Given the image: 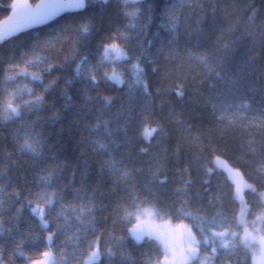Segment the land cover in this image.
<instances>
[{
	"label": "snow or ice",
	"instance_id": "1",
	"mask_svg": "<svg viewBox=\"0 0 264 264\" xmlns=\"http://www.w3.org/2000/svg\"><path fill=\"white\" fill-rule=\"evenodd\" d=\"M4 7L0 46L12 44L18 55L0 61V127L10 131L14 149L2 154L6 164L0 171V264H103L118 253V264H264V191L257 192L249 182L254 176L250 165L259 162L264 187V110L252 118L239 115L234 98L245 82L224 68L229 62L228 44L217 41L218 54L193 34L191 46L175 51V33L185 9L204 11L202 4L11 0ZM247 7L252 22L259 10ZM105 16L107 28L97 23ZM112 17L118 23L112 24ZM165 53L166 58L186 57L218 79H224L221 72H225L232 85L211 106L210 122L216 127L207 129L209 134H196L169 102L168 123L195 144V153L179 144L175 153L187 152L197 170L203 171L204 194L189 193L185 187L162 198L159 186L168 184L163 166L153 165L145 176L136 155L151 154L153 142L170 140L173 129L154 119L150 103L126 105L122 96L101 91L105 85L150 102L151 75L159 73L157 57ZM165 79L168 86L156 92L175 96L182 107L186 79L167 75ZM74 97L83 104L74 103ZM118 100L120 109L112 113ZM45 112L51 115L42 117ZM64 114L72 116L69 129H75L78 145L87 149L80 152L84 159L71 166L60 159L63 127L46 131L54 129ZM245 122L258 125L260 143L243 127ZM237 127L248 135L247 144H230L218 134ZM133 145L138 146L136 155ZM13 156L29 157V167L22 169ZM90 158L99 161L97 168L90 166ZM183 171L191 175L188 167ZM93 175L113 187L103 191L100 184L91 183ZM213 176L222 178L215 188ZM251 194L258 199H250ZM133 241L138 259L126 251Z\"/></svg>",
	"mask_w": 264,
	"mask_h": 264
},
{
	"label": "trees",
	"instance_id": "2",
	"mask_svg": "<svg viewBox=\"0 0 264 264\" xmlns=\"http://www.w3.org/2000/svg\"><path fill=\"white\" fill-rule=\"evenodd\" d=\"M31 2L36 3L38 0H31ZM196 2L202 4L205 10L200 11L198 8L195 10L191 8L185 9V18L179 30L175 33V51L182 50L186 45L191 46L190 41L193 39V34L200 37L205 47L216 51L218 54H220L221 49L217 47V41L220 42L221 46L228 44L230 56L229 62L224 65V68L232 77L242 76L245 82V87L234 98V103L241 109L239 115H247L249 118L255 117L260 111L264 110V0H196ZM10 3L11 0H0V20L7 15L4 6ZM250 4L259 10L255 20L252 22L249 21L251 13L247 7ZM97 23L102 24L105 28L110 26L107 16H105L103 22L97 20ZM111 23H118V18L112 17ZM148 39H152V37L149 36ZM13 55H18V51L15 50L12 44L0 46V61ZM166 57L167 53H165V56L157 57L160 71L151 75L153 95L150 102L136 97L129 98L126 93H116L109 90L105 85H102L101 91L102 94L112 97L122 96L126 105L138 106L142 103H150V106L154 109V119L159 120L165 127L173 129V135L170 140L160 143L153 142L151 154L149 155H136L138 146L133 145L131 148L133 154L136 155L137 166L143 169L145 176L148 175V170L153 165L159 163L163 166L164 172L168 176V184L159 186V195L162 198L167 197L175 188L185 187H187L189 193L199 191L204 194L205 186L202 181L207 179V177L203 171L197 170L198 166L190 161L187 152L175 153L177 144L181 148L191 149L195 153V144L192 140L181 137L174 126L168 123L169 102L176 106L178 112H182V118L186 121V126H191L198 135L209 134L206 130L216 127L214 122H210L211 106L217 103L219 98L227 95L232 85L229 76L225 75V72H221L224 79H218L214 74H208L202 67L191 65L186 57L176 56L174 59ZM166 75L177 80L186 79L188 89L182 107L175 96L156 92V89H164L168 86V80L165 79ZM90 95L95 96L96 93L91 92ZM51 99L52 97H49V102ZM73 102L77 105L83 104V101L76 97L73 98ZM61 105L62 102L58 101L57 107L60 108ZM119 109L120 102L118 100L116 105L112 107L111 112L115 113ZM40 115L48 117L51 112L41 113ZM64 115L65 118L54 129L48 128L46 131H59L61 126L63 127L64 131L61 137L63 149L60 152V159L71 166L77 161L84 159L80 156V152L87 151V149H83L78 145L79 137L75 129H69V122L72 116L69 114ZM92 123H95V121L92 120ZM243 127L253 133L256 143H260V137L256 135L259 132L258 125L245 122ZM218 134L224 135L228 142L233 145H245L249 141L248 135L241 132L240 127L221 129ZM4 149L9 152L14 151L10 139V131L7 128L0 127V171H3L6 164L2 159ZM240 155L239 151L235 153L236 157ZM256 155L259 157L260 154L257 153ZM13 160H16L22 169H27L31 163L27 156L22 160H18L17 157L13 156ZM89 164L95 169L99 166V161L95 160V158H90ZM250 166L254 170V176L249 182L256 186L257 192L264 191L259 179L261 175L258 171L261 166L260 163L253 162ZM185 167L189 168L190 176L183 171ZM70 171L71 168L65 175L66 183ZM77 179H79V173H77ZM211 179L213 188L218 182H222V178L217 176H213ZM188 180H191L190 184H186ZM91 183L93 185L100 184L103 191L113 187L110 184H103L99 175H93ZM76 187H79V184ZM250 199H258V196L251 194ZM21 227H24L23 219L21 220ZM117 234L122 235L123 233L118 232ZM137 250L138 246L134 241L130 242L126 249L127 253L134 259H138ZM68 251L71 253L72 249ZM119 260L120 255L118 253L111 261L105 259L103 264H118ZM17 264H21V262L17 261Z\"/></svg>",
	"mask_w": 264,
	"mask_h": 264
}]
</instances>
